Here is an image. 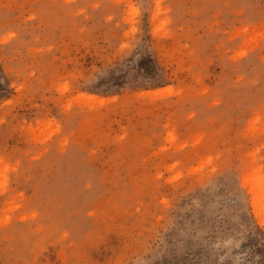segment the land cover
Returning <instances> with one entry per match:
<instances>
[{"label":"rangeland","instance_id":"374dc122","mask_svg":"<svg viewBox=\"0 0 264 264\" xmlns=\"http://www.w3.org/2000/svg\"><path fill=\"white\" fill-rule=\"evenodd\" d=\"M0 67V264H264V0H0Z\"/></svg>","mask_w":264,"mask_h":264},{"label":"trees","instance_id":"16d2710c","mask_svg":"<svg viewBox=\"0 0 264 264\" xmlns=\"http://www.w3.org/2000/svg\"><path fill=\"white\" fill-rule=\"evenodd\" d=\"M4 79L3 71L0 67V100L6 96V94L9 92V89L4 86V82L2 80Z\"/></svg>","mask_w":264,"mask_h":264},{"label":"bare ground","instance_id":"6f19581e","mask_svg":"<svg viewBox=\"0 0 264 264\" xmlns=\"http://www.w3.org/2000/svg\"><path fill=\"white\" fill-rule=\"evenodd\" d=\"M254 199H255V203H256V201H257V197H256V195L254 194Z\"/></svg>","mask_w":264,"mask_h":264}]
</instances>
